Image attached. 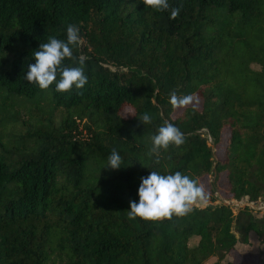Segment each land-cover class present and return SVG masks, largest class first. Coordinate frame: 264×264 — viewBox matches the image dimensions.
I'll return each instance as SVG.
<instances>
[{"label":"trees","instance_id":"1","mask_svg":"<svg viewBox=\"0 0 264 264\" xmlns=\"http://www.w3.org/2000/svg\"><path fill=\"white\" fill-rule=\"evenodd\" d=\"M131 2L0 0V264H235L247 255L264 264V213L249 206L264 201V0H168L167 11ZM68 25L79 29L73 55L86 57L85 86L28 84L33 53L49 37L66 40ZM172 93L200 106L174 116ZM144 113L150 124L139 122ZM165 122L185 142L157 163L147 151ZM113 149L116 170L105 168ZM151 171L212 177L207 205L129 221ZM223 174L230 197L248 205L215 203Z\"/></svg>","mask_w":264,"mask_h":264},{"label":"clouds","instance_id":"2","mask_svg":"<svg viewBox=\"0 0 264 264\" xmlns=\"http://www.w3.org/2000/svg\"><path fill=\"white\" fill-rule=\"evenodd\" d=\"M143 4L145 8L155 11H167L170 8L168 0H132L130 7ZM181 7L171 8L170 19H176ZM81 43L79 29L74 25H68L66 40L49 37L46 43H41L39 49L33 53L35 63L29 64L24 79L28 84H35L40 90H47L55 83L57 93L69 92L73 87L82 89L87 83L84 73L86 57L75 58L73 48ZM65 59L73 60L79 66H65ZM59 80L57 81V76ZM192 95L177 97L171 94L170 103L173 108H183L193 103ZM139 122L150 124L152 117L144 113ZM185 142L184 134L179 128L169 122L159 127L157 134L151 138V147L147 155L154 156L159 162L162 152H167L170 146L179 148ZM121 155L113 149L108 157L105 168L116 170L121 168ZM138 202L130 201L127 219L134 221L139 219L144 222L159 223L188 215L195 206H200L206 201V191L197 180L184 175L181 172L161 175L151 171L146 177H141L137 192Z\"/></svg>","mask_w":264,"mask_h":264},{"label":"rangeland","instance_id":"3","mask_svg":"<svg viewBox=\"0 0 264 264\" xmlns=\"http://www.w3.org/2000/svg\"><path fill=\"white\" fill-rule=\"evenodd\" d=\"M251 67L255 70L259 69V66L256 64L251 65ZM190 105H195V106L199 107L200 103L197 101H193V103ZM185 107H187V106H185ZM185 107L176 108L174 116L180 115V113L183 111V109ZM19 114L20 115H18V117H19L20 121H26L28 119V117L25 115L24 111L19 110ZM122 114L124 117H131L133 114V110L131 108H126L122 112ZM13 130L19 132V131L24 130V127H22V125L19 123V124H17L16 127H14ZM228 134H229L228 130L225 129L222 133V143L214 150L216 158H223L225 141L228 137ZM212 180H213V178L210 176H206L203 179H201V184L204 186L205 190H209ZM217 188H218L217 192L215 193V195L217 196V201L215 203L230 204L234 209L238 206L248 205V203L246 202L245 199L242 200L241 202H236L230 197V195L228 194V185L226 183L225 174L221 175ZM206 205H207V201L203 202L200 206L204 207ZM249 206L254 207L256 210H261L260 212L264 213V201H258V203L249 204ZM234 258H235V264H250L251 258L248 255L247 256H235Z\"/></svg>","mask_w":264,"mask_h":264}]
</instances>
